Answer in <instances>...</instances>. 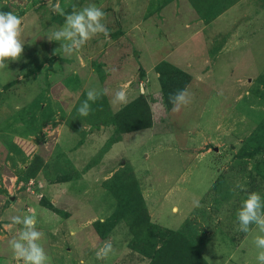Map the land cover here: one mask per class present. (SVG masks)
Returning a JSON list of instances; mask_svg holds the SVG:
<instances>
[{
  "label": "rangeland",
  "instance_id": "374dc122",
  "mask_svg": "<svg viewBox=\"0 0 264 264\" xmlns=\"http://www.w3.org/2000/svg\"><path fill=\"white\" fill-rule=\"evenodd\" d=\"M170 1L0 0V12L18 15L24 27L21 59L0 72V264H22L9 241L20 228L12 217L25 214L36 216L51 264H207L204 249L213 239L242 253L251 242L234 261L258 264V232L249 238L258 229L238 231L237 212L249 192L264 198V0L245 1L239 26L212 23L237 0ZM88 4L107 14L108 36L94 37L68 58L61 42L48 40L65 19L53 9L67 14L72 5ZM177 55L185 63L169 61ZM141 58L159 63L145 74ZM154 85V97L146 89L136 95ZM188 86L190 97L227 107L210 146L215 179L174 231L150 219L131 166L103 155L120 134L149 123L147 98L167 103ZM122 87L128 103L113 113L109 97ZM92 88L109 94L81 117L77 109ZM100 139L90 156L78 155ZM108 240L115 255L97 259Z\"/></svg>",
  "mask_w": 264,
  "mask_h": 264
},
{
  "label": "crops",
  "instance_id": "0c3cea01",
  "mask_svg": "<svg viewBox=\"0 0 264 264\" xmlns=\"http://www.w3.org/2000/svg\"><path fill=\"white\" fill-rule=\"evenodd\" d=\"M245 1L237 0L212 23L222 22L228 26H239L240 22H245V13H239L245 11ZM169 3L168 6L173 5ZM189 5L190 19H195V24L200 23L201 19L198 20L193 5L191 3ZM195 29L190 28L189 32L193 34ZM173 49L177 48L173 46ZM167 58H170V55H167ZM176 58L185 63L179 55L172 57L169 61ZM139 62V67L145 70V74L159 63L152 60L149 65H146L142 58ZM156 87V85L142 87L135 92L136 95L138 93L143 95L146 89L147 97L150 95L154 97L158 89ZM185 89L191 90L190 86ZM109 100L113 113H118L120 110L117 108L120 104L111 103V97ZM147 100L150 108L152 107L151 126L120 134L104 153L103 161L124 160L127 162L133 170L150 219L161 227L176 231L193 212L197 202L200 203L205 197L215 179L213 152L210 146L224 113L221 111L225 110L227 105L217 99L199 100L190 97V103L187 106H182L179 111H173V106L167 108L162 98H153V100L147 98ZM220 105L221 108L218 110ZM161 108L165 110H160ZM160 111L161 114L158 116L163 118H156ZM162 122L166 123L164 128L158 127V123L162 124ZM104 141L97 140L94 149L79 148L78 155L90 156L87 150L95 152ZM257 232L256 230L251 232L249 238L252 233ZM215 240L205 245L203 258L207 264H237L234 260L253 248L249 241L248 249L242 253L232 246L222 248L221 244H215Z\"/></svg>",
  "mask_w": 264,
  "mask_h": 264
},
{
  "label": "clouds",
  "instance_id": "9594fccd",
  "mask_svg": "<svg viewBox=\"0 0 264 264\" xmlns=\"http://www.w3.org/2000/svg\"><path fill=\"white\" fill-rule=\"evenodd\" d=\"M53 11L65 18L64 25L53 31L48 40L61 42L60 49L68 58L78 53L94 37L100 34L108 36L107 14L95 4H88L80 9L72 5L71 13L67 14L59 6ZM23 33L21 17L12 12H0V72L8 69L9 61L21 59L24 52ZM108 94V89H89L87 98L77 109L78 114L81 117H88L93 112L91 105ZM169 100L173 105V111H179L182 106L190 103V96L187 89H183L170 94ZM127 102V92L123 87L115 92L111 100L113 104H127ZM236 188L247 192L244 184L237 183ZM237 221L238 231L249 233L252 225L258 229L253 243L258 250L256 256L258 264H264V198L259 193L253 191L247 194L237 212ZM11 222L14 226H20L18 236L9 241L13 256L22 264H51V259L41 243L44 233L37 229L36 216L16 215L12 217ZM112 255H115V249L111 240L105 241L96 252V258L100 260H107Z\"/></svg>",
  "mask_w": 264,
  "mask_h": 264
},
{
  "label": "trees",
  "instance_id": "16d2710c",
  "mask_svg": "<svg viewBox=\"0 0 264 264\" xmlns=\"http://www.w3.org/2000/svg\"><path fill=\"white\" fill-rule=\"evenodd\" d=\"M165 103H166V101H165ZM165 105H166L167 108H170V107L173 106L169 99H167V103H166ZM150 126H151V119H150V121H149L148 124H146V125H144V126H141V127L137 128V129L135 128V129H133V130H138V129H142V128H148V127H150ZM126 132H128V131H126ZM114 141H116V140H114ZM114 141H112L111 143H113ZM111 143H110V144H111ZM109 147H110V145H109ZM109 147H108V148H109ZM108 148H107V149H108Z\"/></svg>",
  "mask_w": 264,
  "mask_h": 264
}]
</instances>
